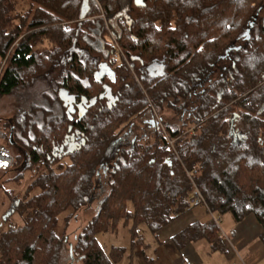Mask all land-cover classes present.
I'll return each mask as SVG.
<instances>
[{
    "label": "trees",
    "instance_id": "obj_1",
    "mask_svg": "<svg viewBox=\"0 0 264 264\" xmlns=\"http://www.w3.org/2000/svg\"><path fill=\"white\" fill-rule=\"evenodd\" d=\"M83 2L0 0V97L47 95L0 128L14 159L6 175L32 169L36 191L8 210L22 226L0 233V264H133L100 237L122 223L140 245L137 227L156 235L194 206L193 192L209 212L252 215L264 229V0H140L123 17L119 0H96V20L95 1L82 17ZM233 119L246 134L238 151ZM141 120L146 131L130 138ZM87 208L69 244L67 226ZM217 233L196 224L181 238Z\"/></svg>",
    "mask_w": 264,
    "mask_h": 264
},
{
    "label": "rangeland",
    "instance_id": "obj_2",
    "mask_svg": "<svg viewBox=\"0 0 264 264\" xmlns=\"http://www.w3.org/2000/svg\"><path fill=\"white\" fill-rule=\"evenodd\" d=\"M94 1H95V8L98 10V14L90 15L88 19H91V20H96L100 18V16H102V8H101L102 6L99 5L96 2V0ZM62 25L65 31H69L71 30V27L74 26V23L65 22V23H62ZM109 36L110 38H112L111 42H113L114 35H112L111 33L107 34V37ZM42 47H45V46L42 45ZM65 61H66V58H63V62ZM45 89H46L45 86L43 88L40 86H36L32 88H24V89L22 88V89L13 91L11 94L7 96L0 97V128H2L3 123H7L12 118H14L17 114L23 112V109H26L25 107L29 105L30 103L32 102L36 103L35 101L38 99L41 101H44L45 97H47V95L45 94L46 93ZM167 113L168 114L165 117L163 116L164 114L163 112L161 113V115L164 118L168 117L169 119L173 113H171V111H167ZM149 116L150 114H145L144 118L145 117L147 118ZM138 124L140 125L138 126ZM138 124L132 127L133 130L131 131L130 138H134L137 135H140L146 131L147 126L142 124V120L139 121ZM236 127L239 128L241 132H243V130L240 127H238V124H235V128ZM229 140L232 141V145L234 147H238L241 145L242 137L233 136ZM61 163L67 164L68 159H63ZM33 172L34 171H32L31 169L28 172H24V174L22 173L21 174L22 178L20 177L21 178L20 180L19 178H16V176L19 174V169L13 171L11 174L0 177V233L4 232L8 228H13V227L18 228L22 226V216L20 215V213L14 212V211L10 213V211L8 212V210L10 206L13 205L15 202L22 201L25 203V201H27L28 199H30L32 196L36 194V191H31L29 193L27 191V187L31 183L30 180H31V176ZM192 197H193V193L190 194L189 198H192ZM92 214H93V208H87L83 211L78 212L76 217L70 220L67 226L69 244L73 243L72 242L74 239L73 234L78 233L84 227V225L87 223V219L90 218ZM224 216L225 214L221 216L217 213H214V214L207 213L205 211V208L201 204H197V205H194L183 216L171 221L168 225H166L164 228L159 230L156 235L152 234L145 225L143 224L139 225L137 227V230L139 231V234L142 237L141 244L143 245L142 246L143 250H141L142 248L140 249L139 245H135L134 247H131L129 231H128L129 226L123 227L122 223H118L117 229L114 232L110 234L102 235L99 241H100V244H102L106 250H108L112 246L124 248L126 255L131 254V257L134 260V264H138L139 261L142 262L143 254L144 256H147V255L152 256L155 259L154 262H157V259H158L157 240L158 239L163 241L165 237L172 236L173 234L182 230L186 226L195 223L196 221L203 223L208 219L209 220L213 219L214 221L220 222L221 221L220 218ZM62 228H63V225L60 224L59 234ZM71 233L73 234L70 235ZM192 263L193 264H205L204 259L202 260L200 256L197 257L196 260H191L190 264Z\"/></svg>",
    "mask_w": 264,
    "mask_h": 264
},
{
    "label": "crops",
    "instance_id": "obj_3",
    "mask_svg": "<svg viewBox=\"0 0 264 264\" xmlns=\"http://www.w3.org/2000/svg\"><path fill=\"white\" fill-rule=\"evenodd\" d=\"M205 211L214 214L206 208ZM228 215L225 214L224 217H221L220 222L213 219H208L203 223L196 221L172 236L162 238L163 241L158 239L157 262H154L155 259L152 256L143 254L144 261H139L138 264H190L191 260H196L199 256L202 260L204 259L205 264H264V243L262 240L264 229L256 218L249 215L240 222H234ZM196 224H215L218 228L217 241L211 242L204 239L186 241L182 239V233L189 226ZM139 246L143 250V245ZM132 262L134 264V260Z\"/></svg>",
    "mask_w": 264,
    "mask_h": 264
},
{
    "label": "built area",
    "instance_id": "obj_4",
    "mask_svg": "<svg viewBox=\"0 0 264 264\" xmlns=\"http://www.w3.org/2000/svg\"><path fill=\"white\" fill-rule=\"evenodd\" d=\"M121 55V51L118 47L113 54V57L117 59ZM6 135L0 130V176L6 175L13 166V155L9 148L5 145ZM189 203L192 205L203 204L202 197L197 192H193V197L189 199Z\"/></svg>",
    "mask_w": 264,
    "mask_h": 264
},
{
    "label": "water",
    "instance_id": "obj_5",
    "mask_svg": "<svg viewBox=\"0 0 264 264\" xmlns=\"http://www.w3.org/2000/svg\"><path fill=\"white\" fill-rule=\"evenodd\" d=\"M86 4H87V0H84V2H83V5H82V9H81V15H82V17L84 16V14H85V12L87 11V6H86ZM155 70H157V71H161V67H159V66H155ZM233 136H241L242 137V142H241V145L240 146H238V147H234L233 145H232V141L230 140V142H229V144H230V149L232 150V151H238V150H240V149H242V148H244L245 147V140H246V134L245 133H243V132H241V131H239V130H237L236 128H235V122H234V119L233 120H231L230 121V123H229V131H228V139H231V137H233ZM11 213V212H10ZM8 216V215H7Z\"/></svg>",
    "mask_w": 264,
    "mask_h": 264
},
{
    "label": "flooded vegetation",
    "instance_id": "obj_6",
    "mask_svg": "<svg viewBox=\"0 0 264 264\" xmlns=\"http://www.w3.org/2000/svg\"><path fill=\"white\" fill-rule=\"evenodd\" d=\"M142 2L146 1V0H141ZM119 2L122 5L121 8V14L119 16H125L127 12H129L130 6L131 4H134V2L136 3L137 0H119Z\"/></svg>",
    "mask_w": 264,
    "mask_h": 264
},
{
    "label": "snow or ice",
    "instance_id": "obj_7",
    "mask_svg": "<svg viewBox=\"0 0 264 264\" xmlns=\"http://www.w3.org/2000/svg\"><path fill=\"white\" fill-rule=\"evenodd\" d=\"M137 3H140V0H137Z\"/></svg>",
    "mask_w": 264,
    "mask_h": 264
}]
</instances>
